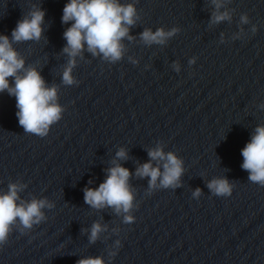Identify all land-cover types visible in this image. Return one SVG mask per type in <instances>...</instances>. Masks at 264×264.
<instances>
[{"label":"water","instance_id":"1","mask_svg":"<svg viewBox=\"0 0 264 264\" xmlns=\"http://www.w3.org/2000/svg\"><path fill=\"white\" fill-rule=\"evenodd\" d=\"M68 2L0 0V34L10 40L33 6L45 12L41 39L12 46L25 67L56 86L63 109L40 137L19 125L15 97L0 93V194L18 183L25 187L17 203L53 204L31 229L17 220L0 246V264L88 257L104 264H264V186L241 167L242 149L264 126V0H216L231 16L219 23H212L213 0H120L135 3L140 17L133 39L122 40V59L111 63L85 46L71 73L76 83L65 85ZM158 28L179 31L164 44L140 39ZM157 146L182 160L179 187L150 190L149 178L136 176ZM122 148L127 159L117 162L129 169L134 196L130 224L124 213L84 202V189L99 187ZM152 164L163 171L162 162ZM215 178L233 183L230 196L212 194L207 184ZM94 223L104 230L90 242Z\"/></svg>","mask_w":264,"mask_h":264},{"label":"clouds","instance_id":"2","mask_svg":"<svg viewBox=\"0 0 264 264\" xmlns=\"http://www.w3.org/2000/svg\"><path fill=\"white\" fill-rule=\"evenodd\" d=\"M213 2L217 11L213 13L212 23L230 20L229 12H219L221 4L216 3V0ZM44 16L45 12L41 8L33 6V9L17 22L11 32V40L9 36L0 34V93L7 91L10 96L15 97L19 125L26 133L40 137L47 136L50 127L61 119L63 109L56 102L57 88L48 87L35 67H25V59L12 45L39 41L43 32ZM139 18L135 3L124 4L120 0H69L63 8L62 16V23L72 22L63 34L67 42L63 52L69 57L62 74L63 83H76L71 73L75 66V57L82 54L85 46L93 56L101 55L111 63L120 61L124 53L122 40L133 39L129 31ZM241 23H248L246 15L241 16ZM178 31L177 28L169 31L158 28L155 32L145 29L140 33V39L147 45L164 44ZM255 31L254 26L253 32ZM148 155L150 161L137 167L136 176L148 177L150 190L157 187H179L184 171L182 160L172 152L165 153L160 146L149 149ZM241 155V167L249 173L248 180L264 186V126L256 127ZM124 159H127V153L122 148L116 153L114 166L107 169V177L99 187L84 189V202L95 209L111 207L117 214L124 213L123 222L130 224L135 220L133 216L128 215L134 200L128 183L131 173L117 162ZM152 161L162 162L163 171L159 164L154 167ZM24 187L25 185L10 183L8 191L0 194V246L7 242L12 226L17 220L24 229H31L33 225L46 219L42 209L53 207L46 199L33 198L30 202L17 203L20 200L19 192ZM207 187L213 195L227 197L232 194L234 185L227 178H215ZM200 195L201 190L197 188L193 196ZM103 230L99 223H94L89 236L90 242H95ZM116 244L119 247L120 242L117 241ZM77 264H104V261L101 257H88L78 260Z\"/></svg>","mask_w":264,"mask_h":264}]
</instances>
